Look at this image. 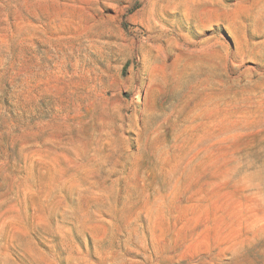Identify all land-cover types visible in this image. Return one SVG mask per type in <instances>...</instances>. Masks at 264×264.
<instances>
[{"label":"rangeland","instance_id":"obj_1","mask_svg":"<svg viewBox=\"0 0 264 264\" xmlns=\"http://www.w3.org/2000/svg\"><path fill=\"white\" fill-rule=\"evenodd\" d=\"M0 264H264V0H0Z\"/></svg>","mask_w":264,"mask_h":264}]
</instances>
